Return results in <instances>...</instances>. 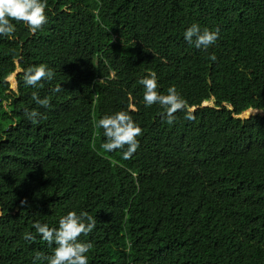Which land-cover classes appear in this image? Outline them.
Listing matches in <instances>:
<instances>
[{
    "label": "trees",
    "instance_id": "1",
    "mask_svg": "<svg viewBox=\"0 0 264 264\" xmlns=\"http://www.w3.org/2000/svg\"><path fill=\"white\" fill-rule=\"evenodd\" d=\"M47 4L41 30L17 24L0 39V264L50 255L32 224L57 227L69 211L96 220L79 238L93 244L89 264H264V116L238 118L264 113V0ZM192 23L219 29L207 53L184 42ZM39 64L53 78L25 87L20 70ZM150 72L192 119L178 112L169 125L143 106L137 81ZM26 108L44 118L30 123ZM120 110L142 129L128 160L105 152L95 127Z\"/></svg>",
    "mask_w": 264,
    "mask_h": 264
},
{
    "label": "clouds",
    "instance_id": "2",
    "mask_svg": "<svg viewBox=\"0 0 264 264\" xmlns=\"http://www.w3.org/2000/svg\"><path fill=\"white\" fill-rule=\"evenodd\" d=\"M47 0H0V39L12 38L16 32L17 24L23 25L27 30L36 33L48 23L46 9ZM98 15V12H97ZM219 39V29L201 27L199 23H192L183 32L184 42L197 50L205 53L214 46ZM208 59L216 61L215 55ZM23 71V84L25 87L42 88V81H50L54 72L46 65L29 66ZM15 75V73H13ZM137 83L142 87V102L145 108L158 105L163 122L171 125L174 123L175 114L184 112L186 119L193 117L188 114V103L182 98L175 86H170L166 94L159 91L158 77L155 72H150L140 78ZM60 85L52 89L53 93H60ZM31 100L40 107L49 108V98H41L38 92H33ZM11 101H5V104ZM136 110V109H133ZM258 112L256 108L249 109ZM24 117L32 124H37L43 119V114L36 109H25ZM97 129H102L104 142L101 147L107 153L119 150L123 159H130L140 147L137 137L142 135L139 124L133 120L128 111L120 110L104 115L95 122ZM22 205L25 202H21ZM96 227V220L87 212L69 211L58 220L57 227H49L46 223L35 221L32 228L36 235L50 246L54 245L50 255L37 252L32 258V264H89L88 253L93 244L81 241V236H88ZM36 236L27 232L24 239L34 241Z\"/></svg>",
    "mask_w": 264,
    "mask_h": 264
},
{
    "label": "rangeland",
    "instance_id": "3",
    "mask_svg": "<svg viewBox=\"0 0 264 264\" xmlns=\"http://www.w3.org/2000/svg\"><path fill=\"white\" fill-rule=\"evenodd\" d=\"M15 76H16V74L15 75H12L9 79V82H10V86H12V88H13V90H15L16 89V80H15ZM204 105H207V106H214V104H213V102L212 101H209V102H206ZM251 113V111H247L246 113H247V115H248V113ZM246 113H243V114H246ZM262 114H264V113H262ZM244 115H242L241 114V117H240V119L241 120H247V116H245V117H243Z\"/></svg>",
    "mask_w": 264,
    "mask_h": 264
},
{
    "label": "water",
    "instance_id": "4",
    "mask_svg": "<svg viewBox=\"0 0 264 264\" xmlns=\"http://www.w3.org/2000/svg\"><path fill=\"white\" fill-rule=\"evenodd\" d=\"M204 106H207V105H204ZM248 111H250V110H248ZM256 115H262V116H264V114H262L261 111H258V112H252L251 111V113H249L248 115H245V116H247L246 118L249 119L250 117H253V116H256ZM245 116H243V117H245ZM240 117H241V114H240V116H238V118H240Z\"/></svg>",
    "mask_w": 264,
    "mask_h": 264
},
{
    "label": "bare ground",
    "instance_id": "5",
    "mask_svg": "<svg viewBox=\"0 0 264 264\" xmlns=\"http://www.w3.org/2000/svg\"><path fill=\"white\" fill-rule=\"evenodd\" d=\"M249 113H250V112H249ZM249 113H248V114H249ZM242 115H244V116H245V115H247V113H246V114H242Z\"/></svg>",
    "mask_w": 264,
    "mask_h": 264
}]
</instances>
